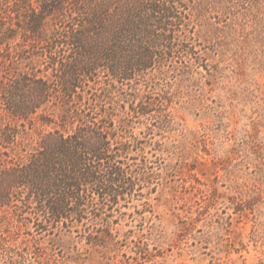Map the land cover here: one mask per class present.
<instances>
[{
	"label": "trees",
	"instance_id": "trees-1",
	"mask_svg": "<svg viewBox=\"0 0 264 264\" xmlns=\"http://www.w3.org/2000/svg\"><path fill=\"white\" fill-rule=\"evenodd\" d=\"M196 6L0 0V226L55 235L75 252L72 261L84 247L116 264L114 207L151 179L121 161L137 141L127 120L166 104L164 95L148 96L155 75L186 73L185 59L198 60L190 42ZM137 237L142 258L147 243ZM28 246L38 264H60L39 242ZM10 252L0 240L3 264H34Z\"/></svg>",
	"mask_w": 264,
	"mask_h": 264
},
{
	"label": "rangeland",
	"instance_id": "rangeland-1",
	"mask_svg": "<svg viewBox=\"0 0 264 264\" xmlns=\"http://www.w3.org/2000/svg\"><path fill=\"white\" fill-rule=\"evenodd\" d=\"M184 1L197 4L190 42L198 60L185 59L186 73L155 75L148 96L166 104L127 120L137 141L121 161L151 179L114 207L115 261L264 264V0ZM137 236L147 243L142 258ZM0 240L15 258L25 252L26 263L38 264L26 246L39 242L60 264H102L84 247L72 261L57 236L23 225L0 226Z\"/></svg>",
	"mask_w": 264,
	"mask_h": 264
}]
</instances>
